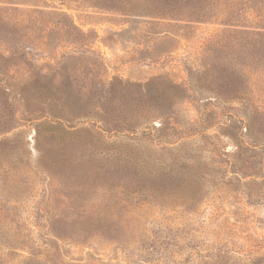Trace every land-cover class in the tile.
Returning a JSON list of instances; mask_svg holds the SVG:
<instances>
[{
	"label": "rangeland",
	"instance_id": "rangeland-1",
	"mask_svg": "<svg viewBox=\"0 0 264 264\" xmlns=\"http://www.w3.org/2000/svg\"><path fill=\"white\" fill-rule=\"evenodd\" d=\"M264 0H0V264H264Z\"/></svg>",
	"mask_w": 264,
	"mask_h": 264
},
{
	"label": "trees",
	"instance_id": "trees-1",
	"mask_svg": "<svg viewBox=\"0 0 264 264\" xmlns=\"http://www.w3.org/2000/svg\"><path fill=\"white\" fill-rule=\"evenodd\" d=\"M255 34H257V36L259 37V40H258V42L260 41L261 43L260 44H262V40H264V34L263 33H261V32H254Z\"/></svg>",
	"mask_w": 264,
	"mask_h": 264
}]
</instances>
